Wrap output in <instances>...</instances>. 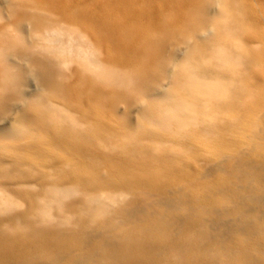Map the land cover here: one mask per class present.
Segmentation results:
<instances>
[{
	"label": "bare ground",
	"instance_id": "6f19581e",
	"mask_svg": "<svg viewBox=\"0 0 264 264\" xmlns=\"http://www.w3.org/2000/svg\"><path fill=\"white\" fill-rule=\"evenodd\" d=\"M1 1L13 17L25 4V0ZM50 1L57 3L51 15L27 11L19 16L21 23L0 26V264H264V128L257 126L256 140L246 148L224 156L204 173L185 176L179 186L164 184L155 168L144 169L152 162L158 165L163 157L142 149L137 154L130 148L141 144L144 132H152L153 125L168 130L177 126L181 134L193 135L188 132L192 125L210 136L228 88H233L232 94L244 93L242 68L252 61V53L243 40L248 26L233 15L237 11L247 16L232 4L237 0H227L232 5L208 0L202 8L206 17L201 13L199 18L203 27L183 39L188 49L185 63L180 64L175 54V61L162 65L172 83L183 88L179 93L163 90V85H144L110 68V59H100L90 36L68 25L89 18L83 2L91 1L101 14L103 4ZM4 14L0 11V20ZM90 19L111 42L116 24L97 16ZM40 23L46 26L39 28ZM73 62L138 104L139 117L133 119L127 110L122 121L135 159L111 158L114 154L109 150L102 153L100 147L97 153L94 146L85 145L92 130L71 113L79 105L72 97L77 90L69 81ZM78 78L90 80L81 72ZM34 83L35 91L29 90L28 84ZM81 103L90 106L92 101L85 97ZM98 103L106 105L104 98ZM63 116L84 137L69 136L62 142L56 138L78 155L87 153L96 166L87 172L89 180L65 170L62 176L69 180L63 184L48 175L55 173L24 167L28 163L23 153L41 149V142L34 143L36 135L49 134ZM23 121L28 123L20 124ZM22 139L29 140L23 151L12 144ZM169 152L164 156L177 153ZM101 166L110 170H100ZM222 170L229 174L228 180L210 179ZM178 172L175 168L171 175ZM10 189L27 199L25 210H17L21 204L7 193Z\"/></svg>",
	"mask_w": 264,
	"mask_h": 264
},
{
	"label": "rangeland",
	"instance_id": "374dc122",
	"mask_svg": "<svg viewBox=\"0 0 264 264\" xmlns=\"http://www.w3.org/2000/svg\"><path fill=\"white\" fill-rule=\"evenodd\" d=\"M207 1L93 0L94 4H103L102 8L105 12L103 14L92 8L94 6L91 1H85L82 7L89 18L82 20L79 24L69 23L68 25L76 27L82 34L90 36L95 47L100 51V59L102 61L110 59V62H107L110 68L130 74L137 82H144V85H156V88L163 85V90L172 89L174 93H179L183 91V88L181 85L172 83L173 78L171 79L163 73L162 65H168L169 61H175V54L179 56L180 64L185 63L184 56L188 49L183 39L186 36H193L203 27L199 18L201 13L203 14L201 16L206 17L202 8ZM226 3L236 5L237 9L241 8L247 14L245 16L237 11L233 13L242 25L248 26L247 32L243 34L245 35L243 40L246 49L252 53V61L242 68L244 73L242 90L244 93L232 94L233 88H228L226 101L220 103V116L215 119L217 126L214 127L210 136L202 128L192 125H188V132H193V135L181 134L177 130V126H173V130H168L153 125L150 127L152 132H144L141 144H136L133 147L130 145V148H133L137 154H140V149H142L144 152L149 150L163 157L162 161H165L162 167L158 166L162 163L161 161L158 165L152 162L151 165L144 166V169L155 168L156 176L162 178L164 184L179 186L182 181L186 180L185 176L204 173L206 168L216 164L224 156L230 155L239 148H246L250 142L256 140V131L264 128V0H237L232 4L226 0ZM1 4H3L2 1L0 2V11L6 15L4 14L0 20V26L9 22L21 23L19 16L26 15L27 11L36 15H45L47 12L51 15L54 13L53 8L57 5L50 0H25V4L18 8V13L13 12V17L8 13L11 10ZM95 16L100 17L103 21L116 24L117 30L111 42L106 40L108 34L104 30L94 26L90 17ZM38 25H41L39 28L46 26L44 23ZM226 40L229 41V39ZM207 41V38H201L202 43L206 44ZM203 56L206 59L207 52ZM1 68L0 63V72ZM79 72L87 76L90 79L89 82L79 80ZM69 74L71 76L69 81L73 84L72 88L77 90L72 94V97L79 104L71 113L74 118L81 119L89 130H92L90 142L85 145L94 146L97 153H100V147L103 148L102 153L106 152L105 149L109 150L114 154L111 158L117 155L122 160L135 159L137 155L128 148L129 138L125 133L122 121L126 117L127 110L131 112L133 119L139 117L138 104H131L126 99V96L128 98L129 95L121 94L115 85L101 83L99 80L96 81L95 77L84 73L76 62L71 64ZM151 76L153 84L150 82ZM156 80L159 81L155 84ZM28 85H30L29 90L35 91V83ZM98 87L103 91L98 90ZM45 93L47 94V92ZM85 97L92 101L90 106H83L81 103ZM101 98L105 99V106H100L98 103ZM53 100L56 104H63L60 98H53ZM64 117H59V122L50 128V133L46 136L37 132V141L33 140V142H41L39 146L41 149L23 153L27 157L28 163L24 167L28 171H32V167L37 166L43 171L55 173L48 175L63 184L69 180L66 176H62L65 170L75 173L76 177L89 180L87 172L95 171L96 166H92V162L86 158L85 154L87 153L78 155L75 151L61 145L62 140L64 141L69 136L74 140H82L84 137V133L77 135L78 126L75 129L64 120ZM27 123L28 121H23L20 124ZM56 137L60 138L61 142ZM27 142L29 140L22 139L12 144L23 151ZM183 143L187 145L186 148ZM172 150H176L177 153L170 158L164 156L165 152L172 153ZM7 151L15 154L13 151ZM174 158L183 160L174 164L172 162ZM49 159L51 161H48ZM113 161L107 159L106 163L113 164ZM51 162L54 166L49 167ZM175 168H178L179 172L176 175H171V170ZM100 170L109 171L110 169L101 166ZM210 179L213 181L228 180L229 174L223 170L218 171ZM72 184L75 183L72 182ZM7 193L21 204L17 208L18 211L25 210L26 198L13 189L8 190Z\"/></svg>",
	"mask_w": 264,
	"mask_h": 264
}]
</instances>
